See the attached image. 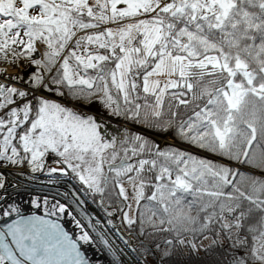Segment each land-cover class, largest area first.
Instances as JSON below:
<instances>
[{
	"label": "snow or ice",
	"instance_id": "6c2138e0",
	"mask_svg": "<svg viewBox=\"0 0 264 264\" xmlns=\"http://www.w3.org/2000/svg\"><path fill=\"white\" fill-rule=\"evenodd\" d=\"M0 264H264V0H0Z\"/></svg>",
	"mask_w": 264,
	"mask_h": 264
},
{
	"label": "bare ground",
	"instance_id": "6f19581e",
	"mask_svg": "<svg viewBox=\"0 0 264 264\" xmlns=\"http://www.w3.org/2000/svg\"><path fill=\"white\" fill-rule=\"evenodd\" d=\"M168 139L170 140L171 138H170V137H168Z\"/></svg>",
	"mask_w": 264,
	"mask_h": 264
}]
</instances>
